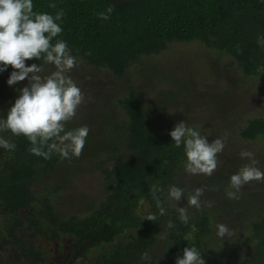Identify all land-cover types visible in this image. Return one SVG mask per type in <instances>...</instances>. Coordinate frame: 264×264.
Wrapping results in <instances>:
<instances>
[{"label":"trees","instance_id":"1","mask_svg":"<svg viewBox=\"0 0 264 264\" xmlns=\"http://www.w3.org/2000/svg\"><path fill=\"white\" fill-rule=\"evenodd\" d=\"M50 2L56 8H50ZM33 4L34 10L52 14L63 9L59 38L77 58L115 75L124 76L143 56L158 54L170 43L191 41L230 55L245 75H264V49L257 45V36H264V0H33ZM109 6L114 9L110 18H98L97 13ZM33 62L47 64L43 59L26 60V64ZM12 70L9 65L0 73V90L8 86ZM10 88L18 94L14 85ZM125 91L117 100L124 118L111 123L121 142H113L109 165L101 169L107 180L112 179L113 189L86 214L65 216L51 200V189L40 195L34 191L37 183L70 159L55 154L44 159L29 151L25 136L0 133L16 144L15 150L0 148V264L7 251L11 257L7 264H44L45 250L33 236L58 242V256L62 238L70 239L63 261L57 256L48 264H70L99 245L106 248L92 264H139L143 252L154 259L144 264H175L176 256L190 244L201 250L205 264H264V191L251 188L244 198L230 199L220 188L211 197L216 198L210 201L211 207L204 206V197L209 198L204 193L201 209L184 206L190 220L181 223L176 206L167 198V189L176 185L185 159L183 146L175 147L168 134L174 124L164 123L151 112L133 85L127 84ZM110 119H114L111 113ZM239 135L245 140H264V118L248 119ZM88 145L86 139L81 155L71 159L80 158ZM154 185L163 188L158 193L166 208L162 216L151 195ZM245 198L249 204L242 203ZM147 212L157 213V220L141 218ZM216 214H230V228L247 220L245 227L250 231L244 255L236 256L228 239L225 247V238L218 239L213 227ZM169 220L175 224L173 229L166 227ZM162 234L166 235L160 246ZM232 238L239 241L235 235Z\"/></svg>","mask_w":264,"mask_h":264},{"label":"rangeland","instance_id":"2","mask_svg":"<svg viewBox=\"0 0 264 264\" xmlns=\"http://www.w3.org/2000/svg\"><path fill=\"white\" fill-rule=\"evenodd\" d=\"M43 66L41 75L55 70L53 65ZM68 75L80 86L84 100L67 124H72V127L88 125L90 131L86 139L89 145L80 158L64 161L55 174L34 186L37 195L47 191L46 188L51 189V200L58 212L65 216L88 213L89 208L101 203L113 189L112 179L107 180L101 169L109 165L113 142H121L118 132L111 129V123L124 118L117 100L126 94L127 84L138 89L146 107L168 125L183 120L207 135L209 141L227 133L224 150L217 154L219 163L211 176L189 174L184 170L183 163L180 165L176 186L184 189L185 198L181 197L178 206H189L186 197L191 192L190 188L203 187L205 195L209 196L208 199L204 197V201L215 200L211 198L215 190L222 188L226 191L230 175L248 162L239 156L242 149L253 152L254 158L259 161L257 167L264 170V140L250 141L239 135L248 119L264 118V75L243 74L230 55L209 49L199 41L175 42L168 44L158 54L143 56L139 63L131 65L124 76L93 66L81 58H77V65ZM26 83L27 79L18 81L14 85L15 90ZM17 95L12 93L9 85L0 90V114ZM110 113L114 119H110ZM105 145L107 150L104 149ZM251 188L264 191V181H249L241 187L239 196L244 198V192ZM221 202L225 204L227 197ZM171 203L175 205L174 201ZM242 203L249 204L247 198ZM230 218V214H216L213 227L217 223L229 225ZM244 221L240 220L241 225L237 226V223L234 228L228 226L232 235L225 237L223 242L225 247L228 239L238 254L236 256L244 255L247 249L245 237L250 230L247 231ZM162 235L164 240L161 236L160 246L166 234ZM233 235L238 242L232 238ZM32 239L45 250L44 264L58 256V242L39 236ZM218 239L221 240L220 237ZM69 241V238L60 241V261L66 257L65 248H68ZM105 248L103 245L96 246L85 256L79 254L70 264H92ZM9 252L4 253L3 264L11 263Z\"/></svg>","mask_w":264,"mask_h":264},{"label":"clouds","instance_id":"3","mask_svg":"<svg viewBox=\"0 0 264 264\" xmlns=\"http://www.w3.org/2000/svg\"><path fill=\"white\" fill-rule=\"evenodd\" d=\"M50 8H56L54 2ZM114 9L109 6L105 11L98 12L101 20H108ZM63 9L55 14L34 10L33 0H0V73L11 65L6 83L15 85L27 79V83L16 91L18 95L0 116V133L10 131L13 136L23 135L30 142L29 151L44 159L58 155L62 159L79 157L89 134L88 125L66 127L76 115L78 107L84 100L80 86L68 73L77 65V56L69 48L67 42L59 38L63 32ZM258 47L264 49V36H257ZM43 61L53 65L55 70L41 75L44 66L40 63H27L26 60ZM174 146H183V167L189 174L211 176L218 166V153L223 152L227 133L223 137H215L211 141L207 135L201 134L196 128L187 125L183 120L174 124L169 130ZM0 148L15 150L16 144L0 135ZM241 159H247L237 171L229 177L226 195L230 199H238L241 187L249 181H264V170L257 167L259 161L254 153L242 149ZM163 188L154 185L151 195L159 215L166 214V208L158 193ZM203 187L194 188L186 197L187 204L201 209ZM185 198L184 189L170 185L167 198L175 202L178 219L188 224L190 215L188 208L178 206L181 197ZM204 206L211 207L212 202L204 201ZM141 218L157 220V213L147 212ZM166 227L173 229L175 224L169 220ZM216 236L225 238L232 235V230L224 223L215 225ZM193 230L195 228L193 227ZM154 260L148 252L140 255L139 264ZM175 264H205L201 250L195 245L184 247L175 258Z\"/></svg>","mask_w":264,"mask_h":264}]
</instances>
